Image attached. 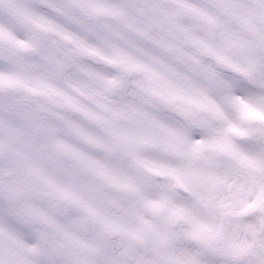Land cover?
Segmentation results:
<instances>
[{"label":"rangeland","instance_id":"obj_1","mask_svg":"<svg viewBox=\"0 0 264 264\" xmlns=\"http://www.w3.org/2000/svg\"><path fill=\"white\" fill-rule=\"evenodd\" d=\"M92 2L0 0L11 19L0 16V65L11 72L0 78V200L36 215L18 218L17 253L16 221L1 218L0 264H264V90L243 82L253 66L264 75V0ZM89 11L110 20L109 39L84 31ZM153 128L158 150L128 133ZM114 145L130 165L111 156ZM151 170L186 192L173 203L152 194V211L175 215L165 221L179 247L139 241L164 237L136 218L147 211L136 186L155 184ZM112 200L123 213L105 225ZM83 217L119 229L118 257L76 232Z\"/></svg>","mask_w":264,"mask_h":264},{"label":"water","instance_id":"obj_2","mask_svg":"<svg viewBox=\"0 0 264 264\" xmlns=\"http://www.w3.org/2000/svg\"><path fill=\"white\" fill-rule=\"evenodd\" d=\"M253 77L257 78V79H253ZM248 79L253 81L254 83L256 84H259L261 86V80H260V76L259 74H257L256 72H253L252 74H250L248 76ZM91 221L90 220H85L83 221L82 223H80V227H84L85 225H89L91 228L93 227V225H91L90 223ZM106 235H110V234H107L106 232H103V236H106ZM108 239V238H107ZM111 243L114 245L115 243L117 244L116 242V239L114 240L113 238L110 240ZM105 243H107L108 241L105 239L104 240ZM107 249L109 250H113L112 248L113 247H106Z\"/></svg>","mask_w":264,"mask_h":264}]
</instances>
